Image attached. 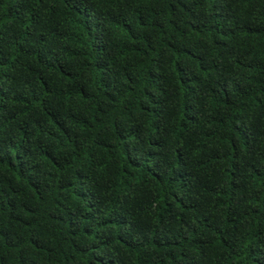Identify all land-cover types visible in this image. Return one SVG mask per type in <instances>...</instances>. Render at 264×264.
Here are the masks:
<instances>
[{
  "label": "trees",
  "instance_id": "obj_1",
  "mask_svg": "<svg viewBox=\"0 0 264 264\" xmlns=\"http://www.w3.org/2000/svg\"><path fill=\"white\" fill-rule=\"evenodd\" d=\"M0 264H264V0H0Z\"/></svg>",
  "mask_w": 264,
  "mask_h": 264
}]
</instances>
